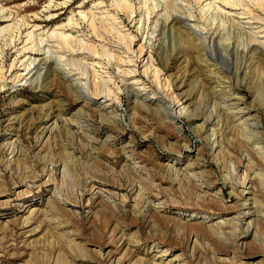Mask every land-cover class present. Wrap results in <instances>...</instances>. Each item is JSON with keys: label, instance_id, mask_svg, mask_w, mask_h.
Returning a JSON list of instances; mask_svg holds the SVG:
<instances>
[{"label": "rangeland", "instance_id": "obj_1", "mask_svg": "<svg viewBox=\"0 0 264 264\" xmlns=\"http://www.w3.org/2000/svg\"><path fill=\"white\" fill-rule=\"evenodd\" d=\"M230 1L0 0V264H264V1Z\"/></svg>", "mask_w": 264, "mask_h": 264}, {"label": "bare ground", "instance_id": "obj_2", "mask_svg": "<svg viewBox=\"0 0 264 264\" xmlns=\"http://www.w3.org/2000/svg\"><path fill=\"white\" fill-rule=\"evenodd\" d=\"M222 1V5L225 7V8H228V9H231L232 8V5H231V1L230 0H221ZM258 1V0H257ZM261 1H264V0H261ZM98 3V2H97ZM60 4V3H59ZM100 4V3H99ZM257 4V3H256ZM260 4V3H259ZM234 5V4H233ZM257 6V5H256ZM55 8V7H54ZM125 8V7H124ZM256 8V7H255ZM244 9V8H243ZM126 10H128V9H126ZM247 10V9H246ZM43 11V10H42ZM241 11H242V9H241ZM249 11V10H248ZM247 11V12H248ZM128 12V11H127ZM89 13H92V12H89ZM245 13V12H244ZM248 13H250V12H248ZM251 14V13H250ZM83 15H86V13L85 14H83ZM241 15H243L242 14V12H241ZM49 16V15H48ZM91 16V15H90ZM246 16V15H245ZM7 17V16H6ZM9 17V16H8ZM85 17V16H84ZM247 17V16H246ZM102 18V17H101ZM94 19V18H93ZM255 19V18H254ZM69 20H71V19H69ZM90 20V19H89ZM6 21V18H4V16L2 17V18H0V22H5ZM89 22V21H88ZM247 22V21H246ZM72 23V22H71ZM90 23V22H89ZM132 23V22H131ZM248 23H250V21H248ZM255 23V22H254ZM66 24V23H65ZM70 23L68 22L66 25H64V26H62V29H66V26H68ZM91 24V23H90ZM72 25V24H71ZM23 26V25H22ZM21 26V27H22ZM7 27V26H6ZM6 27H2L1 29H0V33H1V31H3V29L5 28L6 29ZM70 27V26H69ZM67 28V30H69L70 28ZM92 28V27H91ZM72 29V28H71ZM70 29V30H71ZM94 30V29H93ZM206 30V29H205ZM6 31V30H5ZM213 32V31H212ZM209 34V33H208ZM22 36V35H21ZM48 36V35H47ZM49 37H52V38H54L55 39V42H57L56 44H57V46H58V49L60 50L59 52H61V53H63V54H65V53H69V54H75L76 53V51L73 49V36H71V34L70 33H68V34H65V32H58V33H51V35L49 36ZM131 37V36H130ZM21 39L20 40H18V43L15 45V46H20V47H18V48H16V54H15V56L13 57V59H11L12 61H11V63H10V65H9V67H8V69L6 70V72H5V74H6V79H8V78H10V77H12V72H14V71H16V70H19V68L21 67V66H23V68H22V70L23 71H26L25 73H23V74H19L18 73V75H16L15 76V80L14 79H12V81L14 80V81H21V80H23V79H26V77H28V76H30V78H31V76H33V69L35 68V66L36 65H34V63L36 64V59L34 58L30 63H27L26 61L28 60V59H32L31 58V55L32 54H39V52L36 50V49H34L32 46H28V41H29V35L27 36V35H23L22 37H20ZM253 38L254 39H252V46H255V45H259V46H261V45H263L264 44V34L263 35H260L259 36V38L260 39H256L254 36H253ZM17 39V38H16ZM33 39V38H32ZM126 39H128V38H126ZM129 40V39H128ZM133 41V40H132ZM35 44V43H34ZM256 47V46H255ZM258 47V46H257ZM57 49V50H58ZM81 49V48H80ZM88 50V49H87ZM140 50V49H139ZM134 51V50H133ZM130 52V51H129ZM78 53V52H77ZM131 54V53H130ZM145 54H146V52L144 51V50H142V48H141V50L139 51V54H138V58H139V60L141 61V62H144L145 60H146V67L145 68H147V69H149L150 67H151V62H150V58H144V56H145ZM149 57V56H148ZM126 60H128V59H126ZM131 60V59H130ZM130 60H128V61H130ZM134 60V59H133ZM136 60H138V59H136ZM125 61V60H124ZM123 61V62H124ZM117 62H119V64H122V63H120V61H117ZM31 63H33V65L34 66H32V64ZM133 63V62H132ZM148 63V64H147ZM150 63V64H149ZM123 64H125V63H123ZM127 64V63H126ZM129 64V63H128ZM127 64V65H128ZM130 65V64H129ZM144 68V69H145ZM154 69V68H153ZM150 71H152L151 69H149ZM154 70H156V69H154ZM153 70V71H154ZM148 71V70H147ZM147 71L146 72H144V73H147ZM158 71V70H157ZM128 73V72H127ZM131 73V72H130ZM154 73V72H153ZM16 74V73H15ZM28 75V76H27ZM148 75H149V73H148ZM154 75V78L153 79H151V80H149L151 83V89L153 88L154 89V87L156 88V90L155 91H157V92H160L161 91V94L163 93V95L165 96H169V94H170V89L168 88V89H161L160 87H158L157 85L159 84L158 82L160 81L159 80V73H154L153 74ZM14 76V75H13ZM146 76H147V74H146ZM150 76V75H149ZM148 76V77H149ZM148 77H145V78H148ZM2 78V77H1ZM4 79V78H3ZM5 79V80H6ZM93 80V79H92ZM148 80V79H147ZM112 81V80H111ZM134 81H136V80H134ZM148 81V82H149ZM11 82V81H10ZM96 82V81H95ZM132 82V81H131ZM15 83V82H14ZM132 83H135V82H132ZM138 83V82H137ZM141 83V82H140ZM156 83H158V84H156ZM89 84V83H88ZM153 84V85H152ZM156 84V85H155ZM160 85V84H159ZM101 93V92H100ZM94 94V97H96L97 98V96H99V93H97V91L96 92H94L93 93ZM104 95H106V94H103V98H107V96L105 97ZM93 96V95H92ZM110 96V95H109ZM110 99H112V98H110ZM150 99H152V97L150 98ZM113 100V99H112ZM115 100V99H114ZM110 101V100H109ZM169 106H168V108H170V109H173V108H178L179 107V105H177V103H178V101H173V99L172 98H170L169 97ZM180 109V108H179ZM179 112V111H178ZM180 113H182L181 111H180ZM180 113H177V114H180ZM173 117H176V118H178V116H176V115H173ZM207 121L209 122V118L207 119ZM245 187V186H244ZM252 204V203H251ZM249 208H251V209H253L252 210V212L250 213L251 215H253V216H262L261 214H259L258 213V211L255 209L256 207H255V205L253 204V205H251V207H249Z\"/></svg>", "mask_w": 264, "mask_h": 264}]
</instances>
